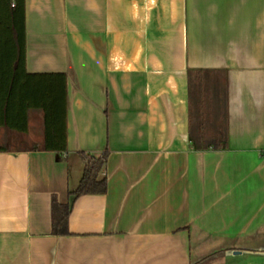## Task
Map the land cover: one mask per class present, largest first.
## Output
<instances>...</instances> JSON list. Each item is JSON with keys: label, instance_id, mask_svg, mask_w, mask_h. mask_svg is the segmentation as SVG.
<instances>
[{"label": "crops", "instance_id": "crops-1", "mask_svg": "<svg viewBox=\"0 0 264 264\" xmlns=\"http://www.w3.org/2000/svg\"><path fill=\"white\" fill-rule=\"evenodd\" d=\"M24 4L26 72L66 79L67 150L41 149L40 111L0 128V264H264V0ZM193 71L211 73L220 150L191 147ZM105 151L106 192L52 235V198Z\"/></svg>", "mask_w": 264, "mask_h": 264}, {"label": "trees", "instance_id": "trees-1", "mask_svg": "<svg viewBox=\"0 0 264 264\" xmlns=\"http://www.w3.org/2000/svg\"><path fill=\"white\" fill-rule=\"evenodd\" d=\"M213 93L211 73L189 72L188 128L189 141L195 151L220 150L226 146L227 130L222 113L213 120ZM31 110L42 113L44 137L41 149L65 153V76L26 72L24 0H0V128L26 133ZM3 150L0 146V151ZM80 155L84 164L82 176L76 189L68 193V202L61 204L55 197L51 200V234L55 236L70 234L68 217L77 198L106 192L107 181L101 174L108 152L98 156Z\"/></svg>", "mask_w": 264, "mask_h": 264}, {"label": "rangeland", "instance_id": "rangeland-1", "mask_svg": "<svg viewBox=\"0 0 264 264\" xmlns=\"http://www.w3.org/2000/svg\"><path fill=\"white\" fill-rule=\"evenodd\" d=\"M15 145H16V144H15ZM23 145L25 146V144H17L16 146L23 147Z\"/></svg>", "mask_w": 264, "mask_h": 264}]
</instances>
